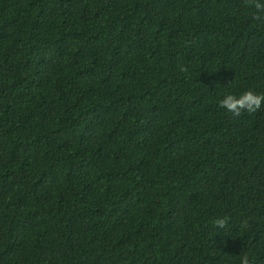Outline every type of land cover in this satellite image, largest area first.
I'll use <instances>...</instances> for the list:
<instances>
[{
  "label": "trees",
  "instance_id": "trees-1",
  "mask_svg": "<svg viewBox=\"0 0 264 264\" xmlns=\"http://www.w3.org/2000/svg\"><path fill=\"white\" fill-rule=\"evenodd\" d=\"M253 5L0 0V264H264Z\"/></svg>",
  "mask_w": 264,
  "mask_h": 264
},
{
  "label": "clouds",
  "instance_id": "clouds-1",
  "mask_svg": "<svg viewBox=\"0 0 264 264\" xmlns=\"http://www.w3.org/2000/svg\"><path fill=\"white\" fill-rule=\"evenodd\" d=\"M256 10L264 11V0H254ZM220 107L225 109L233 116H240L242 112L257 113L264 107V94L257 93L255 90L249 89L239 95L228 93L220 100ZM219 227H223L224 221H217ZM240 264H252L249 254L245 253L241 257Z\"/></svg>",
  "mask_w": 264,
  "mask_h": 264
}]
</instances>
